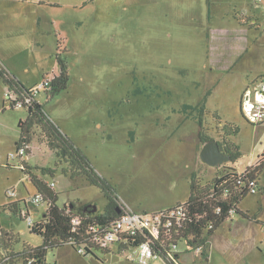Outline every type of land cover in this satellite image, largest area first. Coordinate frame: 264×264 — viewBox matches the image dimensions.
<instances>
[{
    "label": "rangeland",
    "instance_id": "374dc122",
    "mask_svg": "<svg viewBox=\"0 0 264 264\" xmlns=\"http://www.w3.org/2000/svg\"><path fill=\"white\" fill-rule=\"evenodd\" d=\"M63 1L46 9L50 14L43 22L0 15V67L27 87H39L59 73L58 54L67 61V89L53 96L42 90L37 100L125 206L137 211L173 206L187 200L193 178L206 183L228 171L232 162L219 167L202 162L208 137L240 146L241 171L258 161L264 117L249 121L241 106L248 97L256 110L264 109L259 101L264 90H256L264 87V0ZM8 90L0 77V229L14 234L18 249L43 239L5 204L27 199L36 220L46 205L33 207L37 190L15 166L18 159H9L28 110L13 108ZM202 105L207 110L201 116ZM230 125L239 131L229 133ZM29 154L32 174L57 182L60 205L92 202L98 211L106 208L100 187L63 173L66 163L47 136L37 133ZM47 168L54 175L45 174ZM259 184L264 185V171ZM8 189L16 195L9 197ZM19 206L25 207L22 201ZM240 206L245 215L228 218L211 237L209 261L181 243L182 264H264V221L255 217L264 220V192L249 193ZM47 260L140 264L137 247L123 252L117 244L95 256L67 245L51 250ZM148 264L168 262L155 256Z\"/></svg>",
    "mask_w": 264,
    "mask_h": 264
},
{
    "label": "trees",
    "instance_id": "16d2710c",
    "mask_svg": "<svg viewBox=\"0 0 264 264\" xmlns=\"http://www.w3.org/2000/svg\"><path fill=\"white\" fill-rule=\"evenodd\" d=\"M57 57L60 70L58 74L53 76L51 88L45 90L48 96H53L67 89L70 79L67 61L59 54ZM0 77L11 89L8 91L14 92L18 99L23 98L25 92L32 90V87H27L17 77L11 76L5 68L0 67ZM9 101L12 107L15 108L11 99ZM24 108L28 110V116L26 119L19 121L21 134L17 142V148L21 146H29L30 148L32 140L39 132L47 136L51 148L57 151L60 163H66V166L62 168L63 173L72 178L85 177L91 184L103 190L108 198V203L104 210L95 212L90 211L91 207L85 209L86 206L82 203L70 202L69 204L60 205L59 192L56 191V186L51 187L49 182L33 175L28 164V168L22 169V171L28 175L36 190L49 203L47 215L37 220L30 228L32 232L41 236L43 241L39 245L23 242L18 248L19 251H15L16 248L13 246L14 234L0 229L3 231V235L0 237V251L4 253L0 264H28L29 259H34L32 264H48L47 256L51 250L67 246L70 241H74L75 245L80 243L89 244L87 239L89 238L88 227L90 224H98L106 228L121 214V200L113 193L112 187L95 171L84 152L67 135L61 132L50 119L44 105L38 102L37 97H34L30 106ZM200 109L202 116L203 110L205 112L207 109L204 105ZM217 115L219 114L217 113ZM218 117L220 118V116ZM201 119L202 117H200V121ZM229 130V133H235L239 131V128L230 125ZM211 139L214 138L208 137L203 143ZM219 143L231 154V162H236L242 156L240 146L235 142L227 141L223 144L219 141ZM230 167L228 171L212 178L211 182L202 183L196 178L191 180L189 197L187 200L177 203H183L187 206L186 216L182 224L176 223L172 227L162 229L159 238H151L147 233L130 236L126 241L120 240L117 243L119 249L124 252L130 247H135L143 241L150 240L154 251L159 255L166 256L174 246L185 243L190 251H197L199 247H202V256L209 259L210 240L215 231L233 215H245L239 205L243 198L249 194V180L259 178V174L264 167V157L260 155L259 161L246 168L244 172L238 171L234 166ZM44 171L45 174L48 171L54 175V170L50 168L44 169ZM20 201L25 206L23 200H17L6 203L5 207L15 210L22 219H25L23 211L26 206L23 210H20ZM77 217L80 219V223L75 225L73 220ZM87 250L90 251V245L87 246ZM111 250L107 249L104 252Z\"/></svg>",
    "mask_w": 264,
    "mask_h": 264
},
{
    "label": "built area",
    "instance_id": "2783aa9c",
    "mask_svg": "<svg viewBox=\"0 0 264 264\" xmlns=\"http://www.w3.org/2000/svg\"><path fill=\"white\" fill-rule=\"evenodd\" d=\"M53 77H47L41 86L32 87V90L29 92H25L23 98L18 99V96L13 92L8 91V99H11L15 108H24L28 107L32 104L34 97L43 90L51 88V80ZM242 105V110L244 114L248 117V120L252 122H258L262 120L264 117V109L263 110H256V105L254 101L250 98H246V102ZM262 108H264V102H260ZM250 105V106H249ZM264 157V152L261 154ZM18 159L16 167L22 169H27L30 154H29V146H21L17 148L14 152L9 155V159ZM9 164V163H8ZM245 171V170H244ZM241 171V172H244ZM51 187H55L57 182L52 180L49 182ZM249 193H257L260 191V187L258 185V179H250L248 182ZM6 194L9 197H14L16 195L15 190L8 189ZM25 202L26 208L23 211V216L25 220L28 222L29 228H31L35 223L36 220L32 216V211L29 207V203L27 199H23ZM185 201V200H184ZM33 207L40 206L41 204L46 205V209L41 212V218L47 215L49 203L44 200L43 195L40 192H36L33 196L32 200ZM120 216L112 222L111 225L106 226L104 228L102 225L98 224H90L89 225V238L87 239L88 243L75 245L74 241L68 242V246H71L77 253L80 255H96V251H105L107 249H113V247L119 243L120 240L126 241L130 236H137L139 233H147L151 238H159L162 232V229H167L177 224H182L183 220L185 219L187 206L185 204H176L166 208H160L150 211H137L135 209L129 208L120 201ZM40 218V219H41ZM75 225L80 223V219L77 217L73 220ZM3 235V231L0 230V237ZM181 244V243H180ZM179 244V245H180ZM90 245V251L87 250V246ZM178 245V246H179ZM178 246H174L171 251L167 253L166 256L157 254L152 245L151 241H143L138 244L137 247L139 249V263L140 264H148L149 260L152 257L159 256L164 258L168 264H182L180 253L178 252ZM187 251L189 250L186 247ZM15 251H19L16 248ZM202 254V247H199L197 251ZM4 253L1 252L0 255V263L3 260ZM210 259V257H209ZM209 259H206L209 261ZM34 259H29L28 264H32Z\"/></svg>",
    "mask_w": 264,
    "mask_h": 264
},
{
    "label": "crops",
    "instance_id": "0c3cea01",
    "mask_svg": "<svg viewBox=\"0 0 264 264\" xmlns=\"http://www.w3.org/2000/svg\"><path fill=\"white\" fill-rule=\"evenodd\" d=\"M1 1H3L5 4L8 5V11H6L5 9L3 10L4 6H3V3ZM64 4L65 3H64L63 0H0V15H2V14H12V15H15V16H21L22 18H28L30 16V17L33 18V21L37 20V22L38 21L39 22H43V21H45L44 18L48 17L47 13L50 14L49 10L48 11L46 10V9H49L48 7H53V6L61 7ZM31 5L33 6V8L30 7ZM256 25H257V23H256ZM261 75H262V78H263L264 74L261 73ZM253 82H254V80H253ZM248 90L251 91L252 89L249 88ZM256 90H259V92H261V94H262L263 93L262 90H264V87H263V89L260 88V89H256ZM260 98L261 99L259 101L264 102V99H262L261 96H260ZM220 123L222 124L221 120H220ZM241 157L236 162H234V163L232 162L231 163V166L236 167L238 169V171H241V170L238 168L236 163L241 159ZM258 161H259V159H258ZM256 163H254V164H256ZM254 164H252V165H254ZM249 166H251V165H249ZM263 171H264V167L261 170V173L259 174V178H257L258 179V185L260 187V191L259 192H264V185L263 184H261V185L259 184V180H260V183H261V175H262ZM239 207L242 210L240 205H239ZM253 216H255V215H253ZM255 217L258 220L264 221L263 219L258 217L257 214H256ZM236 223L240 224V221H236ZM6 240L8 241V239H6ZM55 264H59V261L56 260Z\"/></svg>",
    "mask_w": 264,
    "mask_h": 264
},
{
    "label": "water",
    "instance_id": "95a60500",
    "mask_svg": "<svg viewBox=\"0 0 264 264\" xmlns=\"http://www.w3.org/2000/svg\"><path fill=\"white\" fill-rule=\"evenodd\" d=\"M200 158L203 163L211 167H219L232 160L231 154L227 153L221 148V145L217 139H211L205 142L200 151ZM91 207L92 212L97 211L98 206L96 204H89L85 209Z\"/></svg>",
    "mask_w": 264,
    "mask_h": 264
},
{
    "label": "flooded vegetation",
    "instance_id": "af4514ba",
    "mask_svg": "<svg viewBox=\"0 0 264 264\" xmlns=\"http://www.w3.org/2000/svg\"><path fill=\"white\" fill-rule=\"evenodd\" d=\"M221 148L224 150V151H226L225 149H224V146L221 144ZM227 152V151H226ZM228 153V152H227ZM231 162V161H230ZM92 202H84V203H82V204H84L85 206H87V205H89V204H91ZM93 204V203H92Z\"/></svg>",
    "mask_w": 264,
    "mask_h": 264
},
{
    "label": "clouds",
    "instance_id": "9594fccd",
    "mask_svg": "<svg viewBox=\"0 0 264 264\" xmlns=\"http://www.w3.org/2000/svg\"><path fill=\"white\" fill-rule=\"evenodd\" d=\"M253 101V100H252ZM255 103V102H254ZM242 107V106H241ZM250 121V120H249Z\"/></svg>",
    "mask_w": 264,
    "mask_h": 264
}]
</instances>
